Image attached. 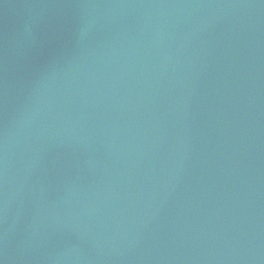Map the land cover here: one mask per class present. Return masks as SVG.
<instances>
[{"label":"water","instance_id":"1","mask_svg":"<svg viewBox=\"0 0 264 264\" xmlns=\"http://www.w3.org/2000/svg\"><path fill=\"white\" fill-rule=\"evenodd\" d=\"M0 264H264V0H0Z\"/></svg>","mask_w":264,"mask_h":264}]
</instances>
